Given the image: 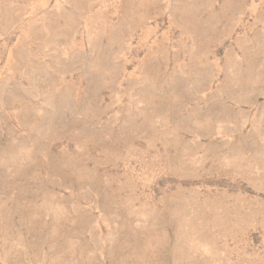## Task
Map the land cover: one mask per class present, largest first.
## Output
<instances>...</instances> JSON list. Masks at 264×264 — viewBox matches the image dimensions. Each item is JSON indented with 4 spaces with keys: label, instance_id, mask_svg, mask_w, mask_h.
<instances>
[{
    "label": "rangeland",
    "instance_id": "1",
    "mask_svg": "<svg viewBox=\"0 0 264 264\" xmlns=\"http://www.w3.org/2000/svg\"><path fill=\"white\" fill-rule=\"evenodd\" d=\"M0 264H264V0H0Z\"/></svg>",
    "mask_w": 264,
    "mask_h": 264
}]
</instances>
